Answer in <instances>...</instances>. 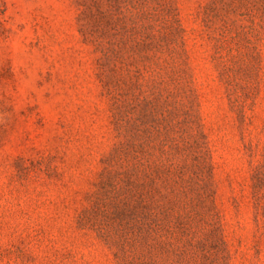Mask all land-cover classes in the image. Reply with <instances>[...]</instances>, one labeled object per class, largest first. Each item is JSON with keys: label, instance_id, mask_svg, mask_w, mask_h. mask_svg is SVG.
<instances>
[{"label": "rangeland", "instance_id": "1", "mask_svg": "<svg viewBox=\"0 0 264 264\" xmlns=\"http://www.w3.org/2000/svg\"><path fill=\"white\" fill-rule=\"evenodd\" d=\"M0 264H264V0H0Z\"/></svg>", "mask_w": 264, "mask_h": 264}]
</instances>
